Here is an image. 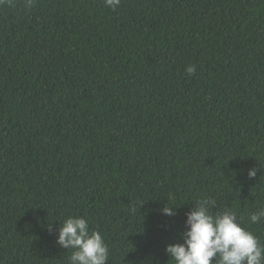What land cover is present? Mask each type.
<instances>
[{
	"label": "trees",
	"instance_id": "obj_1",
	"mask_svg": "<svg viewBox=\"0 0 264 264\" xmlns=\"http://www.w3.org/2000/svg\"><path fill=\"white\" fill-rule=\"evenodd\" d=\"M23 4L0 6V264H69L68 216L108 264H173L205 197L264 243V0Z\"/></svg>",
	"mask_w": 264,
	"mask_h": 264
},
{
	"label": "clouds",
	"instance_id": "obj_2",
	"mask_svg": "<svg viewBox=\"0 0 264 264\" xmlns=\"http://www.w3.org/2000/svg\"><path fill=\"white\" fill-rule=\"evenodd\" d=\"M12 2L0 0V6H11ZM34 3L35 0H24L23 6L31 9ZM103 3L113 11L121 6V0H103ZM186 71L194 73L195 65L187 66ZM247 176L255 177L256 169H248ZM214 205V199L205 197L185 213L182 242L165 245V253L173 264H264V243L241 225L235 211L225 209L212 214L210 207ZM176 208L166 203L161 211L163 215L174 216ZM261 220H264V208L249 216L252 224ZM88 225L85 217H66L56 230V243L72 250L69 264H108L109 246L102 234L90 230Z\"/></svg>",
	"mask_w": 264,
	"mask_h": 264
}]
</instances>
